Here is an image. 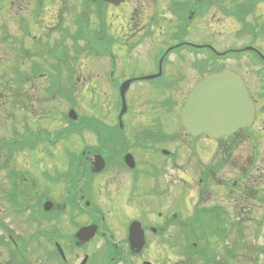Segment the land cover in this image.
I'll return each instance as SVG.
<instances>
[{
  "label": "flooded vegetation",
  "instance_id": "af4514ba",
  "mask_svg": "<svg viewBox=\"0 0 264 264\" xmlns=\"http://www.w3.org/2000/svg\"><path fill=\"white\" fill-rule=\"evenodd\" d=\"M249 17L258 18V24L247 21ZM263 19L264 0H0V118L17 113L15 132L32 131L39 122L34 117L41 120L57 95L79 92L73 91L76 76L68 71L72 52L57 58L58 46L95 53L97 87L87 91L113 100L99 105L104 118L64 120V130L76 134L66 139L71 149L66 163L54 158L51 144L58 130H51L56 121L50 116L37 131H43L44 141L23 136L20 146L32 152L39 144H49L52 153L39 156L32 168H0V264H119L116 246H103L117 236L131 259L150 251L171 255L173 264H186L185 239L192 229L194 237L196 229H204L216 239L211 251L193 250L200 262L196 264H260ZM244 34L243 45L220 49L219 40L231 37L239 43L238 36ZM236 62L255 69L258 86L253 94L242 71L224 66L248 90L253 124L217 140L197 136L186 159L188 135L179 122L174 131L167 130L166 119L176 115V107L198 81L216 73L218 64ZM184 79L191 84H183ZM81 80L85 88L90 83L89 78ZM126 81L125 101L133 98L121 112L117 95ZM11 100L16 103L12 109ZM73 157L81 158L74 162ZM185 166L195 176L193 183L186 180ZM192 206V214L185 216ZM90 226L95 235L89 242L81 231ZM130 233L136 240L142 236L140 248L137 242L131 248ZM100 241L91 252L90 243ZM170 245L178 249L165 248Z\"/></svg>",
  "mask_w": 264,
  "mask_h": 264
},
{
  "label": "rangeland",
  "instance_id": "374dc122",
  "mask_svg": "<svg viewBox=\"0 0 264 264\" xmlns=\"http://www.w3.org/2000/svg\"><path fill=\"white\" fill-rule=\"evenodd\" d=\"M259 10H260V8L255 9V13L258 14ZM43 18L46 21L48 19V16L46 14H44ZM112 18H113V16H112ZM125 18H127V17H125ZM125 18L123 19L122 23L125 22ZM257 19L258 18L253 20L252 18L249 17L247 21H249V22L254 21L255 23H257ZM146 21L147 20L144 19L142 23H146ZM205 21L207 23L209 22L208 17L205 19ZM263 21H264V19H263ZM211 22H213V20H211ZM196 24H197V22H193L191 25H196ZM259 24H261V23H259ZM226 27H228V26H226ZM237 29H240L238 25H237ZM191 30H193V29H191ZM197 34H198V32H197ZM238 39H239V43L236 41H233V39L231 37L229 39L228 38L225 39V41H223V42H222V40H219L218 45H222L221 47H223V48H220V49H224L225 45H228L230 43L239 44V46L241 44L243 45L246 42L245 34L239 35ZM70 50H71L72 54H70L71 59L68 60V63H70V68L68 69V71H70L71 73H74L76 76L74 82H77V83H76V85H74L72 87L73 91L76 89L79 92L78 93L72 92L73 94H71V96H69L72 100L71 103L69 101L62 100L59 97H56L54 99L55 101L53 102V106H54L53 108H51L50 105H48L44 108V110H45L44 113L47 115L42 116V114H44V113H41L40 118L43 117L41 119V121H39V118L34 117V120L39 121V122L37 124L32 125L31 129H32L33 133L35 131H38V129L45 124V122L43 120L46 119L48 121L50 116L52 118H54L53 120L56 121L54 127L51 128V130L52 131L55 129H57L58 131L62 130V129L64 130L66 128V127H64L66 124H65L64 120L61 119V115L62 114H63V116H64V114L66 115L68 112V109L71 108L70 106H72V109H74V111H76L75 112L76 116H77L76 119L87 118L88 120H94V119H90L88 117L93 116V118H97V117L104 118V114L100 113L101 107H98V105H101V106H102V104L108 105L111 102H113V100L110 98L101 100L99 98L97 91H94L93 93L91 91L90 92L87 91L89 88H91V90H92V87H97V85L93 81V79L95 78V76H97V73L99 72V62L96 60V58H94V57H91V58L83 57L84 55H86V53H84V50L80 47H74V46L71 47L70 49L67 47L58 46L57 51H56V53H58L57 58L64 57ZM59 55H62V56H59ZM228 65L233 66V67L227 68L228 70H235L234 68L237 67L236 70L242 71L241 72L242 77L244 78V80H247L249 89L252 91L253 94H256L258 85H257V79L254 78L255 69L253 67H249L246 65L241 67V62L223 64V66H228ZM56 68H57V66H56ZM56 68H55V70H56V72H58ZM48 71H49V67H48V64L46 63V65L44 66V72L47 73ZM121 71L124 72V69H122ZM83 78H89V80H90V83L88 85H86V88H85V86H82L80 84V82L83 81V80H81ZM186 82L189 83V85L191 84L190 79L185 80V82L182 81L183 84L187 85ZM185 87H187V86H185ZM132 98H133L132 96L130 99L128 98V96L126 97L127 106H130V101ZM44 101L45 100H43V98H42L41 103L43 104ZM11 104L16 106V103L13 104L12 100L9 101V107L11 109H12V107H14ZM170 113H175V112L173 111V109H171ZM9 114H10V118L7 120L4 119L3 117L0 118V142H2L3 144L10 142L11 140H14V139H19V137H20V134H17L13 129V128H15V129L17 128V127H13V126H15V123H16V122H14V121H16V120H14V116L16 117L17 113L10 111ZM38 114H40V113L37 112V115ZM109 114H110L109 117L113 116L114 110L109 111ZM164 115L167 116L168 114L164 113ZM166 120L169 122L168 126L166 127L167 130L174 131L176 126L178 127V124H177L178 123V117H176L175 114H172ZM38 125H40V126H38ZM20 132H21V130H20ZM84 135H87V133H84ZM259 135H260V139H262V141H263L264 136H262V134H259ZM13 137H15V138L13 139ZM184 140H185V142H184L185 154L184 155H185V158L187 159L189 156V154H188L189 148L191 147V145H193L192 143H193L194 139L188 140L185 138ZM262 141L260 142V145H261L260 148L262 146H264V143ZM16 149L17 148H14L13 152H15ZM70 151H71V149H68V143L62 142V143L58 144L53 149V152H54L53 155H54V158L55 157L61 158L62 159L61 161L64 164L67 162L66 160H68V158H69V156H67V153L71 154ZM257 152H258V155H260L259 151H257ZM19 153H21V154H19ZM19 153H16L17 155H14L13 159L11 160L12 154L10 155L8 153V150L6 149L5 144L2 147H0V168L5 167V166L12 168V169L32 168V167H34V165H33L34 161H37L39 156L41 158H43L44 157L43 154L48 155L47 153H52V152L49 150V148L46 145L39 144L35 147L34 151H32V152H29L28 150H24V151L19 152ZM6 158H8L9 160ZM203 160H207V158H203ZM185 162H187V161L185 160ZM185 170L188 172L186 175V180L189 181V184L193 183V179L195 178V176L192 175L193 174L192 171L189 170L188 166H185ZM3 176H4V172H3V170H1L0 171V178ZM191 199H194V197H192ZM193 207L194 206L189 208V211H187L185 216H189L192 214L191 211H192ZM196 230L199 233L197 231H195L197 233V235L193 238V241L196 242V244L194 246L195 251L199 250L200 248L205 247V245L208 246L209 243L215 244L216 239H215L214 235L211 234L210 236H206L203 232V231H205L204 229H202V230L196 229ZM257 230H260V232L262 233V234H258V243H259V249H260V248L264 247V222H263V226L261 228L257 227ZM120 239H122V238L117 236L112 240L110 239L109 240L110 243H109V241L103 242V246L105 249H106V247H109L112 243L113 245L116 246V250H114V251H117V252L119 251L122 253V254L120 253L121 255L119 253H117V257H119V259L117 261H119V264H127V263H129V264H141L144 261H148L149 263H153V264H163L166 262L168 264H173L175 262V258H173L171 255H167V256H162V254L156 255V253L150 252V251H146L145 254L142 256H136V255L134 257L132 256V259H131V257L127 253H125V250H124L125 248L120 245V242H123ZM99 244H101V241H100V243H97V242H95L93 244L90 243V245H89L90 251L91 250H92L91 252L96 251V248L99 246ZM165 248H167L169 251L172 249L173 250L178 249V247H173L171 245L168 247L166 246ZM185 249H186V247H185ZM260 264H264V257L263 258L260 257Z\"/></svg>",
  "mask_w": 264,
  "mask_h": 264
},
{
  "label": "water",
  "instance_id": "95a60500",
  "mask_svg": "<svg viewBox=\"0 0 264 264\" xmlns=\"http://www.w3.org/2000/svg\"><path fill=\"white\" fill-rule=\"evenodd\" d=\"M181 124L189 134L218 138L239 126H248L253 110L243 85L231 73L210 76L190 92L181 111Z\"/></svg>",
  "mask_w": 264,
  "mask_h": 264
}]
</instances>
